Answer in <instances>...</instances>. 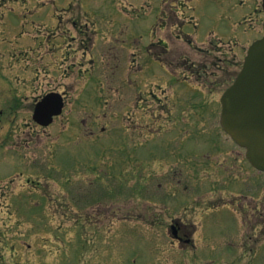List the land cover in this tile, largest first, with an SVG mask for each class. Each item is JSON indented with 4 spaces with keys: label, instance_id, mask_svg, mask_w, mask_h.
I'll use <instances>...</instances> for the list:
<instances>
[{
    "label": "rangeland",
    "instance_id": "obj_1",
    "mask_svg": "<svg viewBox=\"0 0 264 264\" xmlns=\"http://www.w3.org/2000/svg\"><path fill=\"white\" fill-rule=\"evenodd\" d=\"M175 1L0 0V264H264V175L220 125V99L239 67L229 48L210 53L201 44L238 41L244 57L264 36L262 0H188L179 12ZM251 15L259 21L250 28L261 33L247 29ZM77 30L86 68H74L76 51L68 110L98 116V126L69 141L59 120L46 128L33 121L36 96L63 85L48 84L49 46L37 48L33 37L48 43L51 33ZM150 43L154 58L143 54ZM192 63L201 68L193 85L183 76ZM193 126L203 128L193 134ZM165 138L197 149L182 187L164 184L173 162L164 165ZM77 160L100 168V179L84 166L79 173ZM75 192L78 202L69 199ZM176 218L191 243L176 242L161 224Z\"/></svg>",
    "mask_w": 264,
    "mask_h": 264
},
{
    "label": "flooded vegetation",
    "instance_id": "obj_2",
    "mask_svg": "<svg viewBox=\"0 0 264 264\" xmlns=\"http://www.w3.org/2000/svg\"><path fill=\"white\" fill-rule=\"evenodd\" d=\"M242 3L244 4L245 0H242ZM176 18H177V21H176V23H174V29H177V31H178L179 30V20H178L179 16L176 15ZM76 34L80 36L82 34V32L77 30ZM79 36H74L73 34H71V32L69 33L68 31H64L61 33V35L56 34L55 32L52 33L51 34V37L53 38L52 42L46 43L45 40L39 39L40 43H42V44L46 43V44H48V46H50V48H49L50 52L47 55L50 57V61H49L48 65L46 64L47 66H45V68H44L46 74H48V76L45 77V79L47 78L48 80H50L48 82L49 85L54 84L58 78L61 79L62 80L61 83L64 84L63 87L59 86L60 88H63V89H62V91H58V92L63 93L65 108H64V110L60 116L55 117L53 124H55L58 120L60 122H62L61 125L63 124V126H64L63 133L66 134L67 140H69V141H71L75 137V132H77L78 129L85 128L87 134L92 136L95 133L97 126H98L97 125L98 120H96L98 116H96V115L93 116L92 113L89 114L88 112L77 115V110H74L73 108L68 110L70 101L72 99H70L69 93H67L65 91V85H67V82H65L63 80L71 78L72 66L69 63L71 60L72 52L70 49L72 48V41L79 38ZM42 37L45 38V36H42ZM178 37L181 38V35H179ZM237 42L238 41L232 42L233 44L231 43L230 52H227L226 54H231V52L235 51L234 49L238 46ZM151 45H152V43H150V45H144L143 46V52L146 53V51H147L148 53H150L149 46H151ZM157 47H159V46H157ZM160 47L163 50H165V53H167L169 51L168 41L166 39H164V41H163V43H161ZM138 48L140 49V47H138ZM213 48L214 47L212 46V44H210V49L202 48V50H203V52L212 53L213 51H211V50ZM59 53H61V57H62L61 62L58 63V67L56 69H51V66H52V68L56 67V61L55 60H56L57 54H59ZM225 58L229 60V61L225 60V62H229V63L231 62L230 57H225ZM239 59H240L239 55L234 52L233 65H239L241 63V61ZM220 60H223V59L220 58ZM204 64L207 65V63H204ZM187 69L190 71L191 77H195V76H197V74L199 73L201 68L197 64L192 63ZM55 72H57L58 74L56 75ZM41 75H42L41 71L38 70L37 71V77H39ZM202 81L205 82V79H202ZM49 92H57V90L55 88H53L52 90H49L46 93L38 94L36 96V98L34 99V106L36 105V102L41 100V98ZM74 101H78L80 104L83 101L87 102L86 100H82L80 98H76V99H74ZM20 102H21V100H20ZM202 128L203 127L193 126V127H190L189 130L195 129L196 131L193 134H195V133L199 134L200 132H198V131L201 130ZM179 132L190 133L189 131H186L185 128L183 129V131H179ZM188 135H191V134H188ZM78 137L81 140L84 139L82 134L78 135ZM130 137H131V140L134 141L135 131H133L131 133ZM184 137L186 138V140H191L190 142H193L192 140H195L198 136H195V137L191 136L189 139L186 136H184ZM75 138H77V137H75ZM177 139L178 138H176L175 140H177ZM168 140L170 141L171 138H169V139L165 138V140H164L165 146L163 145L164 149L166 150V154H167V158H164V165L168 167L167 163L172 162V161L173 162L170 165V167H168L169 170L167 169L168 171L167 170L165 171L164 176H165L166 180H165L164 184L167 186V188H168V186H171V185H176L178 187H180V186L182 187V182H183L182 176H183V172H184V164L194 165L196 163H199V162H197V160H195L193 158H188L189 154L190 155L191 154L198 155V153L196 151L197 149H195V146H190V148H187L186 152H184V151H181V150H183L181 147L177 146V142H173V143H175L174 145L172 143L170 146H168L169 145ZM79 142L80 141H77V143H79ZM68 144H70V143H68ZM73 152L75 154L76 151L73 150ZM207 155H208V159H210L211 158L210 155L209 154H207ZM170 160H172V161H170ZM184 161H186V162H184ZM79 162H81V160H79ZM210 162L214 163V160H211ZM82 165H83V163L80 166L81 172L83 170H85L86 168H88L92 172H95L97 174V178L100 179V177H99L100 174L97 173L99 168L92 169V167H87V166H86V168H84ZM219 165L222 166L224 171L226 169H228V170L230 169V166L228 164L219 163ZM167 172H169L171 174V176L166 175ZM229 176H227V177H229ZM235 178H242V172L238 173V175H235ZM31 181L32 180H28V182H31ZM12 182H13V180H12ZM70 182H72V180ZM72 184H73V182H72ZM167 190H169V189H167ZM178 195H177V197H178ZM171 196L174 197L173 194ZM70 198L71 197L69 196V199ZM73 198L75 199V197H73ZM245 198H247V196H245ZM113 201H114V199H113ZM146 204H150V203L146 202ZM255 211H257V212L259 211L258 206L255 208ZM161 224L163 225L164 228L170 229V230H173L176 232L178 242H180V243L184 242L186 244H189L192 242V239L190 237H188V235L182 230L183 229L182 223L179 222L178 219H172L169 222L166 221V222H163Z\"/></svg>",
    "mask_w": 264,
    "mask_h": 264
},
{
    "label": "water",
    "instance_id": "obj_3",
    "mask_svg": "<svg viewBox=\"0 0 264 264\" xmlns=\"http://www.w3.org/2000/svg\"><path fill=\"white\" fill-rule=\"evenodd\" d=\"M59 103L55 102L58 108ZM45 104L38 105L34 118L48 125L61 109L54 113ZM222 104V126L246 148L249 161L264 171V38L251 46L244 68L223 95Z\"/></svg>",
    "mask_w": 264,
    "mask_h": 264
}]
</instances>
